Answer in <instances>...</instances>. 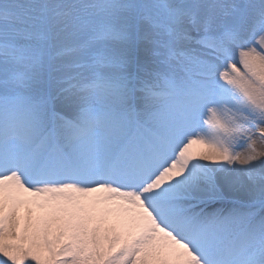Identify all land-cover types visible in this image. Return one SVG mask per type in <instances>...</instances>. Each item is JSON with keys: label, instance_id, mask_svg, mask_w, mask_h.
Wrapping results in <instances>:
<instances>
[{"label": "snow or ice", "instance_id": "1", "mask_svg": "<svg viewBox=\"0 0 264 264\" xmlns=\"http://www.w3.org/2000/svg\"><path fill=\"white\" fill-rule=\"evenodd\" d=\"M0 264H264V0H0Z\"/></svg>", "mask_w": 264, "mask_h": 264}]
</instances>
